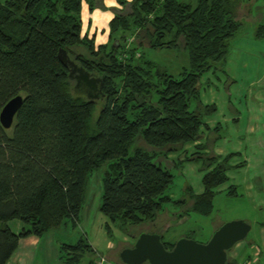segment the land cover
Listing matches in <instances>:
<instances>
[{
	"label": "trees",
	"instance_id": "16d2710c",
	"mask_svg": "<svg viewBox=\"0 0 264 264\" xmlns=\"http://www.w3.org/2000/svg\"><path fill=\"white\" fill-rule=\"evenodd\" d=\"M113 1L119 9L107 24V40L95 45L94 36L81 31L80 11L83 4L93 11L100 0H0V109L22 97L11 126L0 125V264L20 237L41 236L63 219L75 225L86 177L103 165L99 212L122 229L153 222L171 201L172 180L155 151L196 139L202 114L213 110L194 104L198 82L224 63L243 0ZM254 37H264V24ZM179 42L188 68L176 78L152 72L136 55L140 47L172 49ZM59 55L100 79L96 99L78 94L86 87L75 85ZM136 138L153 150L135 145ZM208 159L214 165L201 177L202 192L188 193L187 207L202 215L211 211L228 168L225 159ZM14 219L22 224L17 233L7 225ZM161 241L167 249L173 244ZM59 248L65 264L97 258L86 237ZM234 263L228 256L226 264Z\"/></svg>",
	"mask_w": 264,
	"mask_h": 264
},
{
	"label": "rangeland",
	"instance_id": "374dc122",
	"mask_svg": "<svg viewBox=\"0 0 264 264\" xmlns=\"http://www.w3.org/2000/svg\"><path fill=\"white\" fill-rule=\"evenodd\" d=\"M184 1L194 3V0ZM236 19L240 22V26L235 36L229 41L228 53L223 61L224 63L222 64L221 62L216 66H212L209 72H205L201 76L198 82V101H195L194 104L202 107L205 105L204 102L207 97L219 98L225 95V92L233 96L235 89H241L244 85V82L239 81L241 78L239 65L233 62V59L239 57L234 50L238 46H246L255 41L254 31L256 27L259 24H264V0H243L236 14ZM99 40L100 37H97L95 43ZM77 51L83 52L82 49ZM138 54L142 62H150L152 64V72L166 73L176 78L183 69L188 68V54L181 46V42L176 48L172 49L154 50L148 47H140L137 48L136 55ZM228 59L231 61H228ZM227 61L228 63L224 70L226 68L230 69L231 74L229 77L223 74V66ZM230 77L235 80L236 85L228 89V82L234 81ZM208 79L214 82H221L225 89L207 88ZM70 83L74 85V82ZM218 85L220 86V84ZM78 94L85 97L86 91ZM94 98L96 99L97 97ZM210 113H203L202 120L205 119L204 116H209ZM95 114L96 111H94L92 117ZM211 116L213 115L211 114ZM202 128L203 125L200 128L199 135L196 137L202 146L199 149L200 153L197 148L187 152V149L183 151V144L177 145L174 150L166 151V148H163L155 151L157 153L155 161L161 163V166L168 169L172 175V180L166 189V194L172 202L164 203L153 222H145L141 224L142 226L139 225L141 227L127 226L126 229H122L117 223L108 222L106 217L99 212L103 165L90 171L86 177L84 199L75 225H72L70 220L63 219L57 227L48 229L42 234V243L44 241L47 243H60V245L63 243L72 244L79 237H86V240L92 245L93 257L96 254L102 255L107 264H120L117 256L118 251L133 243L132 236L139 229H143L142 231L145 232L157 229L161 234L162 240L166 242L174 243L179 237L187 236L196 242L203 243L220 224L229 220L240 219L248 222L251 226L241 241L253 240L257 231L256 222H264V206L262 207L263 210L255 209L254 201L241 188H235L236 193L230 195L227 187L229 182L219 184L215 188L212 198L211 211L206 215L194 212L187 207L191 202L188 193L191 191L190 193L192 194H198L201 191V177L208 168L214 165V162L211 163L212 160H207V158L213 156L217 157V161H219V158L228 153L225 148L232 145L227 133L225 134L217 129L207 131ZM224 131L226 132L225 128ZM134 144L148 151L153 150H150L149 146L144 144L139 138L134 140ZM185 157L190 159L184 160ZM229 172L234 178L236 171L230 170ZM14 221L17 220L14 219L9 224L13 231H15L13 228ZM106 223H108L107 228L105 226ZM250 250L249 248L248 253H250ZM64 252L62 250L60 253L63 254ZM245 253L247 254V247L234 260L236 262L242 260ZM88 257L90 256L85 255L80 264H86ZM260 260L263 261L264 259ZM48 264H63V262L61 260L55 262L52 257L49 258Z\"/></svg>",
	"mask_w": 264,
	"mask_h": 264
},
{
	"label": "crops",
	"instance_id": "0c3cea01",
	"mask_svg": "<svg viewBox=\"0 0 264 264\" xmlns=\"http://www.w3.org/2000/svg\"><path fill=\"white\" fill-rule=\"evenodd\" d=\"M130 1V0H126ZM98 8L88 12L87 6L82 5L80 11L81 31L87 36H94L100 40L95 43L104 44L107 40V24L112 18L113 10L119 9L113 0H100ZM235 53L239 55L233 59L234 64L239 65L241 71L240 82H244L241 89H235L233 96L225 92L219 98L207 97L205 105H213V110L209 116H204L202 129L207 131L212 129L221 130L227 133L232 141V145L225 148L228 151L220 162L225 159L227 169L225 171L226 180L231 189L230 195H234L235 188H241L251 200L254 201V208L263 210L264 206V37L255 39L249 45L238 46ZM228 61H231L228 59ZM228 61L223 66L224 76L231 74L227 66ZM209 72V71H207ZM231 78V77H230ZM233 79V78H231ZM234 80V79H233ZM235 80L228 82L229 87H233ZM220 84V86L218 85ZM232 85V86H231ZM207 88L225 89L221 82L208 79ZM211 114L213 116H211ZM211 120L209 121V119ZM224 128L226 132L224 131ZM198 139L183 143L182 149L186 152L193 148L201 149ZM191 153V152H190ZM196 153V152H193ZM192 153V154H193ZM199 155V154H198ZM209 158V157H208ZM207 158V160H209ZM232 160V161H231ZM217 161V157L216 160ZM208 168L207 170H209ZM206 170V171H207ZM236 171L234 178L229 171ZM234 174V173H233ZM223 182V183H224ZM222 184V183H221ZM202 185V184H201ZM203 187L201 188L202 192ZM190 191V190H188ZM191 192V191H190ZM199 192V193H200ZM14 221V230H11L10 222H7L9 229L17 233L21 228V222ZM256 235L250 241H238L229 252V257L235 259L247 247V254H243V259L252 252L253 247L259 249V259H264V222H256ZM42 235H28L18 239L16 248L13 250L5 264H48L49 258L62 260L60 255V243H42ZM41 240V242H40ZM88 242V241H87ZM89 245H91L88 242ZM92 247V245H91ZM249 248L250 253H248ZM63 264H65L63 262Z\"/></svg>",
	"mask_w": 264,
	"mask_h": 264
},
{
	"label": "water",
	"instance_id": "95a60500",
	"mask_svg": "<svg viewBox=\"0 0 264 264\" xmlns=\"http://www.w3.org/2000/svg\"><path fill=\"white\" fill-rule=\"evenodd\" d=\"M61 63L69 67V76L74 75L75 85L81 83L88 90L86 97H98L101 93L99 78L90 76L64 56H58ZM21 95L8 99L0 109V125L9 128L14 114L21 104ZM250 224L234 219L220 224L203 243L181 236L167 249L161 241L158 231H140L133 243L121 248L118 253L120 264H226L228 254L236 242L244 239L250 230Z\"/></svg>",
	"mask_w": 264,
	"mask_h": 264
},
{
	"label": "built area",
	"instance_id": "2783aa9c",
	"mask_svg": "<svg viewBox=\"0 0 264 264\" xmlns=\"http://www.w3.org/2000/svg\"><path fill=\"white\" fill-rule=\"evenodd\" d=\"M97 258L94 264H107L106 260L103 256L96 254ZM259 256V249L257 247H253L250 256H248L244 260H240L238 262L235 261L234 264H264V260L261 261Z\"/></svg>",
	"mask_w": 264,
	"mask_h": 264
},
{
	"label": "flooded vegetation",
	"instance_id": "af4514ba",
	"mask_svg": "<svg viewBox=\"0 0 264 264\" xmlns=\"http://www.w3.org/2000/svg\"><path fill=\"white\" fill-rule=\"evenodd\" d=\"M86 93H89V90L86 88Z\"/></svg>",
	"mask_w": 264,
	"mask_h": 264
}]
</instances>
